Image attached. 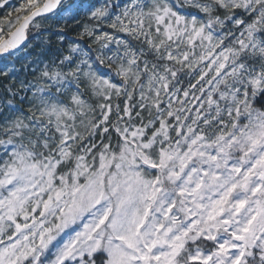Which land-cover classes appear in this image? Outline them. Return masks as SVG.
I'll return each mask as SVG.
<instances>
[{
	"label": "snow or ice",
	"instance_id": "1",
	"mask_svg": "<svg viewBox=\"0 0 264 264\" xmlns=\"http://www.w3.org/2000/svg\"><path fill=\"white\" fill-rule=\"evenodd\" d=\"M15 11L0 35V264H264V0ZM49 20L78 39L30 59ZM20 61L36 67L17 89Z\"/></svg>",
	"mask_w": 264,
	"mask_h": 264
},
{
	"label": "trees",
	"instance_id": "2",
	"mask_svg": "<svg viewBox=\"0 0 264 264\" xmlns=\"http://www.w3.org/2000/svg\"><path fill=\"white\" fill-rule=\"evenodd\" d=\"M101 2H104V0H101ZM124 2H125V0H118L119 4H123ZM21 4L26 5L27 0H23V2H21ZM19 7L20 6L15 5L11 8L1 9L0 10V18L6 19V20H10V19L12 20V18H16L17 15H19V14L15 11V9L19 8ZM9 13H11V15H9ZM24 14H26V12ZM239 15H241L243 18L247 19V17L244 16L243 13H239ZM44 25H45V28L47 29V31L40 37V39H43L44 36H47L49 42L46 45H43L41 47H37V45L39 44V39H37L35 36V33H36L35 28H32L28 33L29 42H28V46L24 49V51L29 54L30 59H35L36 53L43 51L44 55L42 58L45 61H47L48 59L52 58L53 54L55 53V50L58 47H63L66 49L69 42L76 41L78 39L77 33L79 31V28L77 27L75 22L69 21V22L65 23L64 21H61L59 24H56L55 21L49 20V21L44 22ZM13 27H15V25ZM13 27L11 29H13ZM61 28H63V34L65 36V40L63 41L62 44H61V41L59 39V35H57V33L60 32ZM10 30L5 31V33L3 35L8 34V32ZM239 32H240V30H237L235 32V34H239ZM84 43H85V46H87L86 42H84ZM92 56L95 57L94 54H92ZM24 63H25V61H20L16 65L17 68L20 69V71L17 73V77L15 80L17 89L19 88L20 79L23 77L24 80H28V78L31 76V72L33 70V67L31 66L27 69V72H25L24 71ZM97 65H98V62H97ZM41 66H43V65H41ZM181 80H182L181 86L184 88H187L189 77L188 76H182ZM192 82L193 83L195 82L194 77L192 78ZM8 83H12L11 78H9L8 80H5L3 77H0V98H2V99L8 98L7 93L5 92V85ZM22 96H24V93L21 91L16 98L17 106H19V99ZM26 103L27 102H25V104L23 105L24 110H26L25 109ZM256 107H260V101H257Z\"/></svg>",
	"mask_w": 264,
	"mask_h": 264
},
{
	"label": "rangeland",
	"instance_id": "3",
	"mask_svg": "<svg viewBox=\"0 0 264 264\" xmlns=\"http://www.w3.org/2000/svg\"><path fill=\"white\" fill-rule=\"evenodd\" d=\"M21 2H23V0H7V4H6V6L5 7H0V10L1 9H7V8H11V7H13V6H15V5H18V6H20L21 5ZM112 2H115V3H118V0H112ZM128 2V0H125V2L124 3H127ZM172 2L175 4L176 3V0H172ZM123 3V4H124ZM180 3H183V0H180ZM123 4H121V5H123ZM185 11H191V9H184ZM15 20H16V18H12V20L10 19V20H6V19H3V18H0V35H2L3 37H5V36H7V34L6 35H3L4 33H5V31H8V30H10L14 25H15ZM9 21H11L12 23L10 24L9 23ZM250 22V21H249ZM232 27V25L231 24H229L228 25V28H231ZM6 29V30H5ZM104 29L105 30H107V31H109V32H113V34L114 35H117V36H119L120 38H122V39H128V40H131V37H128V36H126V34L125 33H122V32H114L112 29H108L107 28V26L106 25H104ZM12 30V29H11ZM10 30V31H11ZM227 29H225V30H220L219 28L217 29V33L219 34V35H223L224 34V31H226ZM237 31V30H236ZM235 31V32H236ZM9 33V32H8ZM239 34H240V32H239ZM239 34H235V36H239ZM132 42V44L139 50V48L141 47V45L137 42V41H134V40H132L131 41ZM231 41L230 40H227L225 43L226 44H228V43H230ZM110 47L112 48V49H115V44H112V45H110ZM144 48L146 49L147 48V46L146 45H144ZM199 51V50H198ZM217 51H219V49L217 50ZM92 54H94V56L96 55V52L95 51H93L92 52ZM109 55H111V53H108ZM147 59L148 60H152V56H148L147 57ZM98 66L101 68V71L102 72H104L105 74H107L108 72H109V70H108V68L106 67V66H100L99 64H98ZM142 66V65H141ZM32 67L33 68H35V65H32ZM42 67V66H41ZM205 70L207 71V69L205 68ZM199 73L197 72V75H198ZM112 77H113V79L115 80V82H117V83H122L121 81H120V79H119V77H115V74L114 73H112ZM195 78V77H194ZM32 79V76H30L29 78H28V80H31ZM21 80H24V78L22 77L21 79H20V81ZM199 93H197V95H198ZM30 95V94H29ZM182 95V94H181ZM115 99V98H114ZM121 100H123L124 99V97H121L120 98ZM138 99H139V93H136V97H135V99L133 100V103H136L137 101H138ZM94 102V101H93ZM121 106H123L122 104H121ZM27 108H28V105H27V103H26V107H25V109L26 110H24V111H27ZM99 110H97V112H98ZM144 116H147V112H145L144 113ZM173 135H174V133H173ZM3 138H5L4 136H3V133L2 132H0V139H3ZM97 139H99V137H97ZM3 152V149H2V147H0V153H2Z\"/></svg>",
	"mask_w": 264,
	"mask_h": 264
},
{
	"label": "water",
	"instance_id": "4",
	"mask_svg": "<svg viewBox=\"0 0 264 264\" xmlns=\"http://www.w3.org/2000/svg\"><path fill=\"white\" fill-rule=\"evenodd\" d=\"M15 27H16V25H15ZM15 27H13V29L11 30V31H15ZM5 40H7V39H9V36H8V34H7V36H5V37H3ZM29 42V41H28Z\"/></svg>",
	"mask_w": 264,
	"mask_h": 264
}]
</instances>
